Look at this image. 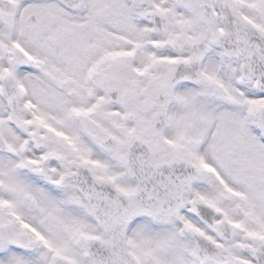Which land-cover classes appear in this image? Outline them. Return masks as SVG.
<instances>
[{
  "label": "snow or ice",
  "instance_id": "1",
  "mask_svg": "<svg viewBox=\"0 0 264 264\" xmlns=\"http://www.w3.org/2000/svg\"><path fill=\"white\" fill-rule=\"evenodd\" d=\"M0 264H264V0H0Z\"/></svg>",
  "mask_w": 264,
  "mask_h": 264
}]
</instances>
